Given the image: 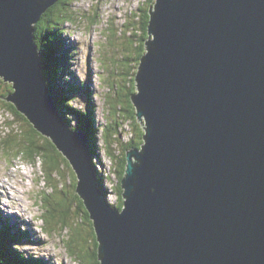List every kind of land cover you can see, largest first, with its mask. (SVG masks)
Listing matches in <instances>:
<instances>
[{
  "label": "water",
  "instance_id": "water-1",
  "mask_svg": "<svg viewBox=\"0 0 264 264\" xmlns=\"http://www.w3.org/2000/svg\"><path fill=\"white\" fill-rule=\"evenodd\" d=\"M60 1L0 0V78L14 88L0 100L71 165L100 263L264 264V0L152 1L132 96L145 134L126 154L122 211L42 74L35 26Z\"/></svg>",
  "mask_w": 264,
  "mask_h": 264
},
{
  "label": "rangeland",
  "instance_id": "rangeland-1",
  "mask_svg": "<svg viewBox=\"0 0 264 264\" xmlns=\"http://www.w3.org/2000/svg\"><path fill=\"white\" fill-rule=\"evenodd\" d=\"M149 1L72 0L69 11L75 12L76 15L73 22H67L63 26V43L70 56V58L66 56V59L73 64L72 66L67 65L64 59L68 76L64 75L63 83H66L71 91L68 94V102L77 111L86 113L90 110L92 112L93 125L95 128H100L97 144L100 148V158L105 164L102 166L97 160L98 167L100 170L105 168L106 173L112 176L111 182L115 186L118 178L115 173H111V167L112 169L114 167L105 153V145L101 136L109 123L114 124L113 111L110 110L112 104L115 105L122 99L125 101V98L120 97L124 96L126 97L125 106L123 102L119 105V113L124 112L120 119L121 142L126 147L131 140L137 142L141 140L132 128L133 124L125 119L123 107L125 110L129 108L128 96L134 92L131 87L132 78L129 76L130 67L126 64L127 55L120 48L126 46L131 51L132 47H141L140 45L146 40V37L141 39L143 33L138 23L142 18V12L148 13L152 8L153 2L151 4ZM111 27H114L117 37H112L109 29ZM132 65L133 75L137 71L138 61L134 60ZM104 71L106 72L103 74ZM119 71L123 76H118ZM115 73L116 76H114ZM104 77H107V81ZM114 78L117 80L115 82H119L115 85L120 96L117 94V89H111ZM122 82L126 84L123 85ZM77 85L82 87L80 92H78ZM0 92L1 94L6 93L4 89ZM106 94L109 96L108 101ZM67 114L72 119L73 127H79L81 120L75 118L70 111ZM8 119H12V115H8ZM10 127L11 123L5 120L0 100V141L5 138L6 130ZM11 146L13 147L7 148L0 142V218H2L0 229L6 224L13 228L18 225L19 235H23V238L16 243V247L25 257L41 258L46 264H80L77 261V257L80 258V256L70 253L72 251L69 252L68 249L69 247L79 251L77 248L82 246V243L79 245L75 240L73 230L75 232L77 229L79 233L86 236L91 227L86 219L82 222V216L77 211L78 207L72 206L71 224L69 223L68 228L60 227L57 218L55 221L51 219L55 223L49 224L48 227L43 220L48 211L47 204L44 206L43 202L46 193L53 197L52 202H61L64 192L71 193L70 202L74 201L75 197L72 196L75 190L74 175L67 165H62L51 171L52 175L48 176L43 158L36 159L35 163L25 159V156L17 158L15 152H18V146ZM124 146H114L116 155L119 157L126 151ZM106 185L108 189L111 188V183ZM8 194L12 197L10 198ZM110 195L109 201L115 205L118 195L115 192ZM67 199L69 200L65 197L62 202ZM7 214L13 215L9 217ZM52 224H54V230L49 228ZM46 227L48 230L45 229ZM14 233H18L17 228ZM77 239L79 240L78 236ZM89 241H93L92 237H89ZM90 244L87 243L86 248L89 249Z\"/></svg>",
  "mask_w": 264,
  "mask_h": 264
},
{
  "label": "trees",
  "instance_id": "trees-1",
  "mask_svg": "<svg viewBox=\"0 0 264 264\" xmlns=\"http://www.w3.org/2000/svg\"><path fill=\"white\" fill-rule=\"evenodd\" d=\"M153 0H150L149 2L152 4ZM155 2V0H154ZM153 2V3H154ZM72 4V0H61L58 2L55 6H53L47 13H45L41 20L37 23L35 26V39L36 44L38 46V49L41 52L42 58L41 63L43 66V76L49 86L50 92L52 97L54 98V101L56 102V105H58V108L63 115L64 119L67 121V123L70 125L72 129H78L82 130L87 133V135L90 138L91 141V149H92V159H93V167L97 173V179L99 183V187L102 190V192L109 197L110 195V189L107 188L106 183L110 184V181L112 180V176L110 174L106 173L105 168L98 167L97 160L101 163L102 166H105V164L102 163V158H100V148L97 144V140L100 136V128H95L93 125V114L89 110L86 113L77 111L68 102L69 99V87L67 88V84L63 83L64 75L68 76L67 74V68L66 66L69 64V61L66 59L70 58L69 53L65 50V44L63 43V36L62 32L64 31L63 26L67 22H73L74 17L76 15L75 12L69 11L70 6ZM154 6V4H153ZM151 10V9H150ZM150 10L148 13L142 12V18L138 23L140 31H142L143 36L141 39L146 37V40H149V34H148V25L150 22ZM93 23H96L93 21ZM94 25V24H93ZM111 30L112 37H117V33L114 29V27L109 28ZM115 33V35H114ZM146 41V42H147ZM146 42L141 47H132L131 51L130 48L124 47L120 48L123 53L127 55V62L126 64L130 67V77L132 78L133 84L131 85L132 91L134 94L137 93V76L140 71L141 61L142 58L146 54ZM121 53V52H120ZM67 62V65H65V61ZM134 60L138 61V68L137 71L132 75V62ZM66 71V72H65ZM106 71L103 72V74ZM117 74L115 73L114 76ZM118 76H123L121 71H119ZM105 81H107V77H104ZM112 80V79H111ZM112 84L111 89L116 90L118 94V88L115 84L119 82L115 78ZM0 91L4 89L6 93L4 92L1 94L0 92V99H7L11 94L14 93L13 84L11 83H5V81L0 78ZM121 84L125 85V82H122ZM77 89L80 92L82 90V87L77 85ZM131 91V92H132ZM134 94H129L128 98L131 97V102L129 101V108L125 110V107H123L125 111V119H128L132 124V128L135 132L138 133L139 139H143V136L145 134V130L142 128V124L138 121L137 118V111L135 108V105L132 101V96ZM119 95V94H118ZM107 101H108V94ZM120 96V95H119ZM125 98V101L122 99L121 101H117V103L114 105L112 104L110 110L113 111L112 115L114 117V124L109 123L107 127H105V130L102 132V139L104 141L105 145V153L106 155L111 159L112 166L114 167L112 169L111 167V173H115L118 181L115 186L113 183L110 185L112 187V191L115 192L117 197V203L112 204L113 208H115L118 211H122L124 209L125 199H124V189L122 186V182L126 175V166H127V159L126 154L129 149H138L142 146L143 141H135L131 140L127 146L125 147L124 144L121 142L120 138V128H121V121L120 119L124 115L123 113H119V105L123 102V105L126 104V97L120 96ZM130 100V98H129ZM62 106V107H61ZM5 108L9 111V113L13 114L14 117L16 116L19 120H22L27 124L28 127H30L29 131H23L21 125L13 124L11 122V127L6 130L5 138L2 139L0 142L5 147H13L18 146V152L16 151V157L17 158H23L25 156V159H28L35 163L36 159L43 158V164L45 165L46 172L48 176L52 175L50 173L54 169L60 168L62 165H67L71 171L74 174V171L69 164V162L63 157V155L55 148L54 144L44 136H42L38 131H36L33 127V125L30 123V121L24 117L14 106V104H6ZM72 112L73 116L79 120H81L80 126L74 128L72 119L68 116L67 112ZM111 111V112H112ZM18 127L15 128V127ZM115 145H120V147H125V153L122 156L116 155L115 151ZM75 183H74V192L72 193V196H74V201L72 200L70 202L71 193H63L61 202H52V196L50 194L45 195V198L43 199L44 206L47 204L48 211L45 213V217L43 220L47 223V227L51 223H55V219L57 218L59 220L60 227L63 229L68 228L70 226L71 221V212H72V206H77L78 214L82 216V222H84V219L86 221H89V225L91 226L90 231L87 233L86 236L82 235L78 232L76 229L74 233V238L80 245L82 243V246L79 249V251H75L68 247L69 252L72 254H77L80 256V258L77 257V261L80 264H101L99 261L98 256V248L99 243L97 240V235L94 231L93 223L90 219V214L87 211V208L83 202V200L78 196L76 190H77V179L74 174L73 176ZM68 197L69 200H65L62 202V200ZM51 199V200H50ZM57 206V207H56ZM51 207V208H50ZM47 216H51L48 218ZM53 219L54 221H52ZM49 222V223H48ZM70 223V224H69ZM58 223H56L57 225ZM47 227L45 228L46 230ZM54 224H52V227H49L51 230L53 229ZM15 229L13 227H4L3 229H0V264H46L45 260L39 258H33L31 257H25V255L19 251L18 247H16V243H18L20 240H22L23 235H19L20 232L17 234L14 233ZM49 232V231H48ZM77 236L79 237V240L77 239ZM89 237H92L93 241H89ZM69 242V241H68ZM87 243H91L89 245V249L86 248Z\"/></svg>",
  "mask_w": 264,
  "mask_h": 264
},
{
  "label": "clouds",
  "instance_id": "clouds-1",
  "mask_svg": "<svg viewBox=\"0 0 264 264\" xmlns=\"http://www.w3.org/2000/svg\"><path fill=\"white\" fill-rule=\"evenodd\" d=\"M68 65H70V66H72L73 64L72 63H70L69 62V64ZM76 84H78V82H76ZM73 125V124H72ZM75 128V127H74ZM74 130H78V129H74ZM86 133V132H85ZM87 134V133H86ZM89 137V136H88ZM106 183V182H105ZM110 183H111V185L113 184L111 181H110ZM107 184V183H106ZM113 191H112V187L110 188V193H112ZM109 196H111V195H109ZM107 197V199H108V201H109V197L108 196H106ZM118 201V200H117ZM117 201H115V203H117ZM109 203H110V201H109ZM111 204V203H110ZM112 205V204H111ZM113 207V206H112ZM10 217V216H9ZM1 219V218H0ZM4 227H8L7 226V224L5 225V226H2L1 227V229H3ZM15 228L14 229H16L17 228V230H18V232H19V228H18V225H15L14 226Z\"/></svg>",
  "mask_w": 264,
  "mask_h": 264
},
{
  "label": "bare ground",
  "instance_id": "bare-ground-1",
  "mask_svg": "<svg viewBox=\"0 0 264 264\" xmlns=\"http://www.w3.org/2000/svg\"><path fill=\"white\" fill-rule=\"evenodd\" d=\"M69 76H70V75H69ZM51 96H52V95H51ZM53 99H54V98H53ZM8 195H9L10 198L12 197L10 194H8ZM10 198H9V199H10ZM12 199H13V198H12ZM9 203H10V202H9ZM6 205H7V204H6ZM9 207H10V206H9ZM19 232H20V230H19Z\"/></svg>",
  "mask_w": 264,
  "mask_h": 264
}]
</instances>
